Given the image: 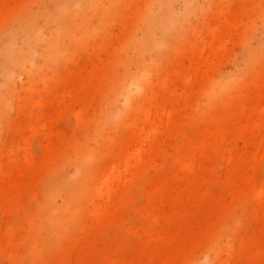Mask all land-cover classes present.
Masks as SVG:
<instances>
[{"label":"rangeland","instance_id":"obj_1","mask_svg":"<svg viewBox=\"0 0 264 264\" xmlns=\"http://www.w3.org/2000/svg\"><path fill=\"white\" fill-rule=\"evenodd\" d=\"M52 1L0 0V264H264V0H194L188 33L139 50L147 81L127 89L128 112L116 100L119 117L107 102L155 0H122L102 18L89 0H59L75 13L56 10L52 33L13 64L1 45ZM227 76L244 82L219 93ZM129 143L155 159L66 210L53 180L71 178L81 154L120 152L123 171Z\"/></svg>","mask_w":264,"mask_h":264},{"label":"bare ground","instance_id":"obj_2","mask_svg":"<svg viewBox=\"0 0 264 264\" xmlns=\"http://www.w3.org/2000/svg\"><path fill=\"white\" fill-rule=\"evenodd\" d=\"M121 1L122 0H89V3L97 4V6L99 7L98 16L102 18L104 15H110L112 9L116 6V3H119ZM177 1L179 0H155L154 4L147 12V16H145V24H147L148 32H146L145 35L140 38V43L138 45H134L130 50L132 51L129 56V59L131 61H127V63L124 62L123 65L121 64L124 72L120 78L119 84L113 87L111 98L107 102V105L109 106H107L109 114L112 113L116 115V117H119L121 115L115 110L114 107L116 104V100L119 99L124 100L128 112L129 107L127 105V89L138 88L139 83L147 81L144 69L145 67L142 66V63H140L141 61L138 56L139 50L141 51V55L145 56L147 54H151L152 52L154 53V51L157 52L160 48L165 49V47L170 44L171 37H179L182 34H186V32L188 31L184 28V21L186 19L185 16L188 15L187 11L194 9L192 7L194 5V0H183L187 8L186 11L183 12V14L177 13L174 10V4ZM56 10L62 12L64 16L75 13L74 9L66 10V8H64L63 5L60 4L59 0H54L53 7L43 11V13H40V11L32 12L31 10L26 12L22 16L21 27L13 31L12 35L6 38V40L1 45L2 49H9L12 52V60L15 61L13 62V64L20 63L22 61L21 52L25 50H33L36 42L38 40H43L42 38L44 37L45 31L48 30L50 33H52V29L54 27V13ZM194 12L196 13V11ZM260 13L257 18L264 22V14ZM41 17L45 18V24L40 26L38 23V19H40ZM100 20L102 23L101 25L104 27V19ZM158 29L162 31V36L160 38L156 35V30ZM19 38H22L23 41V45L20 49L16 46V40ZM57 47L60 48L61 45H57ZM256 56L257 55L255 54L251 55L250 61L249 63H247L248 66H253V64L256 63ZM13 64L8 65L9 67L3 71L5 75H8L9 77L13 76V69L12 67H10ZM243 82L244 81L241 79L236 80L231 76H227L224 79L217 80L216 87L219 93H227L231 86L235 91L238 90ZM231 95L232 94H229L228 96L230 97ZM155 131L156 130H154L152 134H148V138L150 136H154ZM139 137L137 136L136 138H133L132 142L139 139ZM152 141H155V138H153ZM130 147L131 146L129 143L121 152V154L125 153L123 171H120L119 168L120 164L122 163L120 161V152H117L116 161L112 160L109 163H104L100 158L92 159L91 156H85V154H81L79 163L77 165L75 164V166L73 167L74 174L71 178H65L62 181H59V179H54L53 181L56 185L55 190L60 191L63 196H65V209H69L68 207L71 204L70 199L72 197L76 196V198H82L84 197L83 194L86 193V191L89 192L92 188L94 193H96L97 198L104 197L105 192L109 189L108 188L105 191L110 181H114L115 179H127L128 174L131 173L133 169L139 167L142 164L150 163L156 157L154 155H149V151L143 147L133 151L130 150ZM180 162H182V160H180ZM72 163H74V161H72ZM107 167L109 168L110 175L106 178L103 177L102 179H100L99 186H97V180H94L91 188H89V176L94 173L98 176H101L102 174H104ZM54 223L57 230L60 228V225L63 224L62 220H54Z\"/></svg>","mask_w":264,"mask_h":264}]
</instances>
